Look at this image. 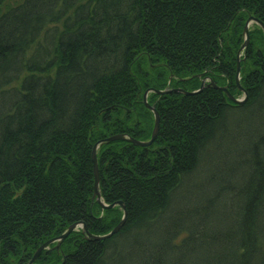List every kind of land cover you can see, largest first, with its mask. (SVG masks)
Returning a JSON list of instances; mask_svg holds the SVG:
<instances>
[{
    "label": "trees",
    "instance_id": "16d2710c",
    "mask_svg": "<svg viewBox=\"0 0 264 264\" xmlns=\"http://www.w3.org/2000/svg\"><path fill=\"white\" fill-rule=\"evenodd\" d=\"M251 16L264 23V0H23L0 13V264H28L75 223L110 233L124 209L93 203V147L151 138L150 88L194 91L204 74L240 96ZM243 53L242 105L213 85L149 93L155 143L98 149L102 199L124 203V226L73 231L34 264H264L257 23Z\"/></svg>",
    "mask_w": 264,
    "mask_h": 264
},
{
    "label": "water",
    "instance_id": "95a60500",
    "mask_svg": "<svg viewBox=\"0 0 264 264\" xmlns=\"http://www.w3.org/2000/svg\"><path fill=\"white\" fill-rule=\"evenodd\" d=\"M258 23L259 25L262 26L263 30H264V23L255 19V18H250L245 26V37H246V41L242 44L241 46V49L239 50V54H238V63H237V83L239 85V90L241 92L244 93V97H242L241 99L239 98H236L234 97L229 91H228V88L227 87H221V86H218L216 85L213 81H211L209 83V86L210 85H213L214 87L216 88H220L221 90H223L227 95L228 97L233 100L236 104L238 105H242L244 104V102L246 101L247 99V92L245 91L244 88L241 87L240 85V74H241V66H240V55H241V52L243 50H246V48L248 47V44H249V39H250V26L252 23ZM201 76V75H199ZM205 86V80L202 81V84L200 86V89L197 90V91H185V90H182V89H178V90H175L177 92H182L184 94H195V93H198L200 91L203 90ZM153 89H149L145 92V96H144V99L146 101V104H147V107L150 108L153 112H154V117H155V122H154V129H153V132H152V137L150 138V140L148 141H140V140H137L133 137H130L128 134L126 133H123V134H115V135H112V136H109L107 138H103L101 140H99L95 146L93 147V151H92V158H93V162H94V174H95V185H94V195H93V201L95 200H98V202L101 204V206L106 209V208H114L115 206L117 205H120L123 207L124 209V216L122 218V220L119 222V224L117 226H115V228L108 234L106 235H94V234H91L90 231L87 229L86 225L82 222L80 223H75V224H72L69 226V228L66 230V232H64L61 236L57 237V238H54L46 243H44L43 245H41L38 250L35 252L34 256L32 257V259L29 261V264H34V262L37 260V258L39 257V255L41 254V252L43 250H45L46 248H48L51 244L55 243V242H58L57 244V247L59 248L61 243L75 230H77L78 228H83L87 238H90V239H96V240H101V239H106V238H109L111 237L112 235H114L115 233H117L125 224L126 222V217H127V209L124 205V203L122 201H119V202H116V203H113L111 205H107L104 203V201L102 200V194H101V191H100V170H99V164H98V156H97V151H98V148L100 146H102L104 143H111L113 141H117V140H124V141H130L136 145H139V146H150L152 145L155 140L157 139L158 135H159V131H160V123H161V118H160V114L159 112L154 108V106L148 104V101H147V96H148V93L151 92ZM173 90H165V91H159V90H155V92H157L158 94L162 95V94H165V93H170L172 92Z\"/></svg>",
    "mask_w": 264,
    "mask_h": 264
},
{
    "label": "rangeland",
    "instance_id": "374dc122",
    "mask_svg": "<svg viewBox=\"0 0 264 264\" xmlns=\"http://www.w3.org/2000/svg\"><path fill=\"white\" fill-rule=\"evenodd\" d=\"M23 0H4V2H3V6L0 8V13H2V12H4V11H6V10H8L9 8H11V7H13V6H16V5H18L19 3H21ZM253 16H251L250 18H252ZM249 18V19H250ZM253 18H255V17H253ZM248 19V20H249ZM255 19H257V18H255ZM248 20H247V22H248ZM257 20H259V19H257ZM259 21H261V20H259ZM247 22H246V24H247ZM261 22H263V21H261ZM256 23V22H255ZM246 24H245V26H246ZM258 24V23H257ZM259 25V24H258ZM261 28H262V26L261 25H259ZM262 30H263V28H262ZM263 32H264V30H263ZM244 37H245V27H244ZM246 41V37H245V40H244V42ZM249 42H250V39H249ZM248 46H249V44H248ZM241 49V48H240ZM238 54H239V52H238ZM242 55H244V53L243 52H241V55H240V59H239V61H240V66H241V59H242ZM237 59H238V55H237ZM199 76V75H198ZM209 76H206V75H204V74H201V77H200V79L201 80H204L205 78H208ZM184 80V79H183ZM184 81H186V79L184 80ZM211 81H213L216 85H218L216 82H215V80L214 79H212L211 78ZM236 82H237V79H236ZM210 82H208V81H205V84H209ZM201 84H202V82H201ZM237 85H238V83H237ZM240 85H241V87L243 88V86H242V84H241V74H240ZM219 86V85H218ZM221 87H227V86H221ZM238 87H239V85H238ZM228 88V87H227ZM153 89V88H152ZM178 89H182V90H185V91H188V90H186V89H184V88H181V87H167V88H165V89H153L154 91L155 90H159V91H165V90H173V92H175V93H177V91H175V90H178ZM200 88H198L197 90H199ZM239 89V88H238ZM197 90H194V91H197ZM228 91H229V89H228ZM240 91V90H239ZM173 92H171V93H173ZM189 92V91H188ZM155 93H157V92H155ZM179 93H181V94H184L183 93V91L181 92H179ZM165 94H170V93H165ZM144 96H145V93H144ZM143 96V97H144ZM239 98H241V96H238ZM148 101V100H147ZM144 102H145V104H146V101H145V99H144ZM148 104H149V102H148ZM151 105V104H150ZM153 106V105H152ZM146 107H147V104H146ZM148 108V107H147ZM154 108H155V106H154ZM148 109H150V108H148ZM156 109V108H155ZM151 110V109H150ZM157 110V109H156ZM154 113V112H153ZM153 129H154V127H153ZM152 132H153V130H152ZM160 132V131H159ZM115 135V134H114ZM109 136H112V135H110V134H108L107 136H105L106 138L107 137H109ZM151 137H152V135H151ZM137 140H140V139H137ZM117 141H119V140H117ZM122 141H124V140H122ZM140 141H146V140H140ZM156 141V140H155ZM114 142V141H113ZM155 143V142H154ZM153 143V144H154ZM152 144V145H153ZM136 145V144H135ZM152 145H150V146H152ZM149 146V147H150ZM97 156H98V152H97ZM103 200V199H102ZM97 202H98V200H96ZM99 203V202H98ZM104 203L105 204H107L105 201H104ZM99 205L101 206V204L99 203ZM107 205H110V204H107ZM102 207V206H101ZM102 209L103 210H105L103 207H102ZM106 209H108V208H106ZM81 230H83V228H81ZM83 233L85 234V232H84V230H83ZM28 264H29V262H28Z\"/></svg>",
    "mask_w": 264,
    "mask_h": 264
},
{
    "label": "bare ground",
    "instance_id": "6f19581e",
    "mask_svg": "<svg viewBox=\"0 0 264 264\" xmlns=\"http://www.w3.org/2000/svg\"><path fill=\"white\" fill-rule=\"evenodd\" d=\"M173 92V91H172ZM171 93V92H170ZM127 134V133H126ZM130 137H133V136H131L130 134H128ZM133 138H135V137H133ZM136 139V138H135ZM150 140V139H149ZM146 141H148V140H146ZM128 142H130V141H128ZM130 143H132V142H130ZM137 146H139V145H137ZM142 147H149V146H142ZM93 159V158H92ZM94 163V162H93ZM98 164H99V160H98ZM99 170H100V168H99ZM100 183H101V178H100ZM95 185V184H94ZM101 191V190H100ZM94 195V194H93ZM92 200H93V197H92ZM96 201V200H95ZM95 201H93V203H95ZM100 217H102V214L100 215Z\"/></svg>",
    "mask_w": 264,
    "mask_h": 264
}]
</instances>
